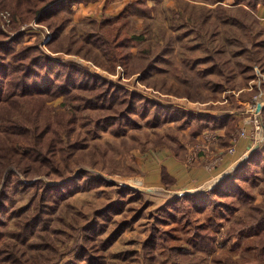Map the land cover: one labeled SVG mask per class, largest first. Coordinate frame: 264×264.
<instances>
[{
  "label": "rangeland",
  "instance_id": "374dc122",
  "mask_svg": "<svg viewBox=\"0 0 264 264\" xmlns=\"http://www.w3.org/2000/svg\"><path fill=\"white\" fill-rule=\"evenodd\" d=\"M129 1L71 4L72 21L65 33L73 27V38L79 40L62 41L71 51L53 50L51 28L38 22V15L28 23L17 20V24L11 22L10 12H0L1 25L10 36L25 31L14 43L17 51L36 46L23 53L24 61L45 55L42 59L59 64L53 67L54 71L60 69L59 79L55 77L58 89L36 93L33 100L52 113L73 107L78 116L72 139L79 148L67 166L60 160L63 175L56 179L24 177V182L35 184L16 195L15 209L28 203L34 189L69 181L72 183L64 188L49 190L51 196L62 193L56 199L54 217H64L62 223L54 219L60 234L51 237H58L54 242L62 248L60 241L70 244L78 235L89 236L84 242L93 247L89 250L92 255H99L95 264H174L182 260L181 255L188 256L187 252L202 255L197 257L200 264H221L223 259L249 263L254 260L251 248L264 243V239L259 241L263 228L247 229L240 242L234 237L223 243L234 216L245 206L264 200L263 158L253 167V175L248 172L251 178L243 181L250 199L237 198L240 192L226 190V194L214 196L213 205L209 201L199 207L183 195L205 194L214 188L227 175L225 169L209 181L199 171L217 168L225 154L235 152L227 148L235 147L241 128L246 133L253 131L242 122L247 113L235 126V120L230 122L228 130L218 123L212 128L214 122L208 118L226 112L232 117L229 111L237 98L230 90H244L263 79L259 61L263 54L257 53L262 48L248 46L251 41L259 44L264 40V3L257 0L254 9L251 3L255 0H149L145 14L127 15L125 26L136 37L133 55L145 48L155 55L154 67L146 74L138 68L147 59L143 53L145 58L133 57L126 67L121 63L112 66L96 44H83L81 53L73 52L81 44L83 19L118 15ZM235 2L248 13L238 12ZM88 3L94 5L87 10L89 15L83 14L81 7ZM225 11L242 19L247 28L224 22ZM18 58L13 64L17 65ZM131 68L135 70L131 72ZM247 92L243 95L248 102ZM192 168L199 171L192 174ZM48 204L54 203L48 199ZM1 217L6 219V215ZM201 225L205 229L215 226L211 250L193 246L194 231ZM5 226L15 228L13 221ZM70 258L74 254L63 262Z\"/></svg>",
  "mask_w": 264,
  "mask_h": 264
},
{
  "label": "trees",
  "instance_id": "16d2710c",
  "mask_svg": "<svg viewBox=\"0 0 264 264\" xmlns=\"http://www.w3.org/2000/svg\"><path fill=\"white\" fill-rule=\"evenodd\" d=\"M80 1L87 3L93 0H0V12L4 10L10 12L11 22L17 24V20L20 23H28L38 15L37 21L51 28L50 42L54 43L49 44L53 45V50L71 51L72 47H63L62 41L68 40L73 43L79 40L73 38L76 34L73 27L66 33L65 29L72 21L71 4ZM261 1L264 3V0ZM258 2L255 0L251 3L254 9L257 8ZM148 3L149 0H131L118 15L109 14L101 18L86 17L83 19L84 27L80 35L81 44L73 52L81 53L83 44H96L103 50L112 66L121 63L126 67L131 58L142 60L146 56L143 66L138 68L143 74L148 73L154 67L155 55L151 53L150 48H145L142 52L145 56L141 52L133 55L131 48L136 42V37L125 30V26L129 23L126 16L145 14L143 10L150 7ZM235 5L238 6V2H235ZM237 11L245 12V9L238 6ZM224 14V22L231 21L239 28H247L242 19L229 16L227 11ZM1 23L0 18V264H95L99 255H92L89 250L93 247L89 248L87 241L84 242L85 237L88 240L89 236L78 235L70 244L60 241L62 248L54 242V239L58 237H51V234L56 236L60 234L59 229L55 228L54 219L57 218L58 222L62 223L64 217L60 214L54 217L55 212L58 211L59 200L56 199L62 196V193L51 196L49 190L57 187L64 188L72 182L45 184L43 189H34L28 203L15 209L13 202L16 201V195L26 193L35 184V182H24V177L53 179L55 176L63 175L60 160L67 166L72 154L79 148L76 139H72L78 116L73 107L52 113L51 110L47 111L43 104L33 100L36 93H47L51 87L50 92L55 90L57 84L55 77L59 79L60 69L54 71L53 67L59 64H53L46 58L42 59L45 55L36 59L35 56L30 57L28 62L24 61L23 53L34 50L36 46L22 47L17 51L14 43L25 35V31L20 30L10 36L9 31L4 30ZM236 42L242 43L240 39ZM258 46L262 48L257 49V53L263 54L259 61L264 70V40L259 44L251 41L248 47L257 48ZM248 47L245 46V48ZM19 52H22V55L18 54ZM17 57L19 62L16 65L13 64V59ZM39 59L41 60L38 62ZM134 70L130 69L131 72ZM64 79L70 86L69 77ZM96 96L99 97V94ZM208 119L214 122L211 125L214 128L213 125L223 124V121L228 122L230 117ZM230 122L225 130L231 127ZM259 158H263L264 162V141L260 142L258 148L246 160L240 162L207 193L184 194L183 197L198 203L199 207L209 204V201L210 205H213L214 196L224 195L226 190H231L230 192L234 194H236L235 190L240 192V195L237 193V198L239 196L249 198L243 181L251 178L247 174L249 172L253 175V167L258 163ZM42 181L44 180L41 179L40 182ZM48 199L54 204H48ZM193 205L196 206V204ZM2 214L6 215V219L1 217ZM7 221H13L15 228L5 226ZM197 228L198 230L194 231L193 246L201 251L211 250L215 226L205 229L204 225H201ZM249 228L264 229V200L255 205L245 206L241 213L234 216L223 244L234 237L240 242ZM81 239H83L82 243ZM262 239L264 236L260 237L259 241ZM250 251L253 252L250 256H253L254 260L249 263H241L240 260L230 261L231 259L220 260V263L264 264V243H257ZM73 254L72 260L70 258L69 261L63 262L65 258ZM187 254L188 256L181 255L182 260L174 264H200L197 257L202 255L195 256L191 252ZM247 255L248 253L245 252V258L249 259Z\"/></svg>",
  "mask_w": 264,
  "mask_h": 264
},
{
  "label": "crops",
  "instance_id": "0c3cea01",
  "mask_svg": "<svg viewBox=\"0 0 264 264\" xmlns=\"http://www.w3.org/2000/svg\"><path fill=\"white\" fill-rule=\"evenodd\" d=\"M101 2H102V0H101ZM91 5H94V4L88 3L85 6V8L81 7L83 14L89 15V12L87 13V10L92 8ZM244 90L240 89L237 92H235L233 90H230V93L234 94L236 96L235 99L237 98L235 100V102H234L236 106L234 105L235 107L233 106V109H231V111H229V113L232 114V117H231V115L229 116L228 112H226V114L224 113V115L223 114H220V116L217 115V117L219 116L220 118H228V117H230V120L228 122L227 121H225V122L223 121L222 125H224L225 128H227V126H229V122L230 121H234L235 120L234 122L240 123V118L242 117L243 113H247L249 116L247 115L244 118H242V120H243L242 122L244 124H246L247 126L250 125L251 128H253V122L249 119L251 113L248 110V105L247 104L250 101H252L254 95L259 94L260 92H261V95L264 93V76H263V80H262L261 83H257V82L250 83L249 87L244 88ZM246 91H248L247 93L250 94L249 95L250 99L248 98L249 99L248 102L245 101L246 99H244V98H247V96L243 95L244 93H246ZM225 99H227V98H225ZM211 102H214V101H211ZM243 116H244V114H243ZM224 129L221 131V133H223V134H225V130ZM263 129H264V119H263L262 130L259 132L257 137H254L253 131H249L245 135L237 137V140H236V143H235V152L233 154H225L224 155V160L221 162L220 165L217 166V168H215V169H213L211 171H207V170L203 171L202 170L203 172L192 168V174L194 173V171H197V172L199 171V174L200 173H203V174L206 173L207 176H208L207 181H209V180H211L213 178H216V176L219 175L220 171H223L224 169L225 170H224L223 173H225L227 170H229V168L231 169V167L234 166V164L237 165L236 163H237L238 159L240 157H242L245 153H247L251 149L252 146H254L255 144L259 143L260 141H264ZM175 163H177V162H175Z\"/></svg>",
  "mask_w": 264,
  "mask_h": 264
},
{
  "label": "built area",
  "instance_id": "2783aa9c",
  "mask_svg": "<svg viewBox=\"0 0 264 264\" xmlns=\"http://www.w3.org/2000/svg\"><path fill=\"white\" fill-rule=\"evenodd\" d=\"M262 80L263 79H258L257 81L262 82ZM253 81H255V80H253ZM260 96H261V92L259 94L254 95L251 103L248 105V110L251 113V115H250L251 118L249 117V119L253 122V135H254V137H257V135L259 134V132L262 130V127H263L264 100L261 101L263 104V109L261 110L262 114H261V112H260V114L256 112V105H257V102L260 101ZM245 134H246V131L244 130V128H241L239 131V136H243ZM227 150L229 152H233L235 150V147L230 146L227 148Z\"/></svg>",
  "mask_w": 264,
  "mask_h": 264
},
{
  "label": "water",
  "instance_id": "95a60500",
  "mask_svg": "<svg viewBox=\"0 0 264 264\" xmlns=\"http://www.w3.org/2000/svg\"><path fill=\"white\" fill-rule=\"evenodd\" d=\"M262 100H264V93L260 96V101L257 102L256 105V112L260 114L261 110L263 109V104H262ZM259 146V143L255 144L253 147H251V149L247 152V154L243 155L240 159H239V163L243 162L244 160H246L249 155H251ZM236 165L232 166L230 171L233 170L235 168ZM230 171H227L224 173V175L228 174Z\"/></svg>",
  "mask_w": 264,
  "mask_h": 264
}]
</instances>
